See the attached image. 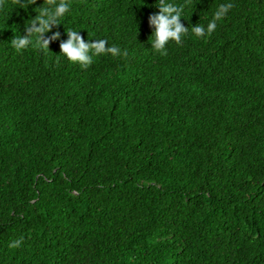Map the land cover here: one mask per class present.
<instances>
[{
    "label": "trees",
    "instance_id": "trees-1",
    "mask_svg": "<svg viewBox=\"0 0 264 264\" xmlns=\"http://www.w3.org/2000/svg\"><path fill=\"white\" fill-rule=\"evenodd\" d=\"M0 264H264V0H0Z\"/></svg>",
    "mask_w": 264,
    "mask_h": 264
},
{
    "label": "clouds",
    "instance_id": "clouds-1",
    "mask_svg": "<svg viewBox=\"0 0 264 264\" xmlns=\"http://www.w3.org/2000/svg\"><path fill=\"white\" fill-rule=\"evenodd\" d=\"M70 5L60 4L55 8V11L51 16H48V19H43L41 16H38L36 19L40 22V27H32L29 30V35L27 37H19L14 38L12 41V45L16 51L24 50L33 42L32 38H35V46L40 47L41 49H47V41L41 40V34L44 33L49 27V20L55 19V22L59 23L60 18L63 16L65 12L68 11ZM231 5H221L220 10L215 13L214 19L209 22L207 26V33L211 34L215 28L216 23L215 20L221 18L230 8ZM43 15L47 16V9L41 10ZM182 17V10L177 8L175 5H165L161 9V14L150 18V22L156 26V50L161 51L162 53L165 51L164 44L169 40L175 41L177 44L181 42L182 34H186V30L181 27L179 24V20ZM194 34L197 37L205 36V29L201 26H196L193 29ZM69 39L66 43L61 45L62 54H64L70 61L72 62H81L82 65H91L92 60L89 56L86 55L89 51H91L92 55L102 54L105 51L110 52L112 54H116L118 49L109 48L107 50L104 49L105 40H97L95 43L87 44L82 41V39L76 35L75 31L68 32ZM20 241H16L13 244V247L17 246Z\"/></svg>",
    "mask_w": 264,
    "mask_h": 264
}]
</instances>
